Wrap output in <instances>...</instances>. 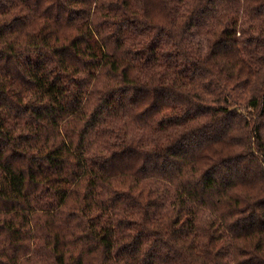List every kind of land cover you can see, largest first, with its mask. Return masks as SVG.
I'll list each match as a JSON object with an SVG mask.
<instances>
[{
    "label": "trees",
    "instance_id": "16d2710c",
    "mask_svg": "<svg viewBox=\"0 0 264 264\" xmlns=\"http://www.w3.org/2000/svg\"><path fill=\"white\" fill-rule=\"evenodd\" d=\"M0 264H264V0H0Z\"/></svg>",
    "mask_w": 264,
    "mask_h": 264
}]
</instances>
